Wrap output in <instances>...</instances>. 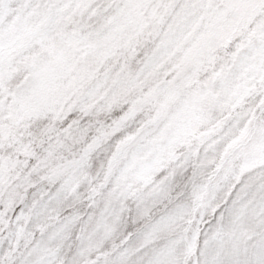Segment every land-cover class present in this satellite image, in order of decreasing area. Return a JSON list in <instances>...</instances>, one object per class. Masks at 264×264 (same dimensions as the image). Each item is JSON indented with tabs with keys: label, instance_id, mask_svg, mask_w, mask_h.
Segmentation results:
<instances>
[{
	"label": "snow or ice",
	"instance_id": "obj_1",
	"mask_svg": "<svg viewBox=\"0 0 264 264\" xmlns=\"http://www.w3.org/2000/svg\"><path fill=\"white\" fill-rule=\"evenodd\" d=\"M0 264H264V0H0Z\"/></svg>",
	"mask_w": 264,
	"mask_h": 264
}]
</instances>
